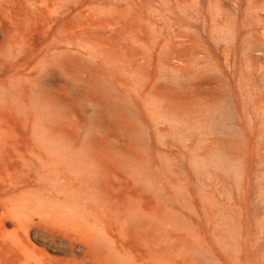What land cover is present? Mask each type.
Returning a JSON list of instances; mask_svg holds the SVG:
<instances>
[{
	"label": "rangeland",
	"instance_id": "1",
	"mask_svg": "<svg viewBox=\"0 0 264 264\" xmlns=\"http://www.w3.org/2000/svg\"><path fill=\"white\" fill-rule=\"evenodd\" d=\"M0 264H264V0H0Z\"/></svg>",
	"mask_w": 264,
	"mask_h": 264
},
{
	"label": "bare ground",
	"instance_id": "2",
	"mask_svg": "<svg viewBox=\"0 0 264 264\" xmlns=\"http://www.w3.org/2000/svg\"><path fill=\"white\" fill-rule=\"evenodd\" d=\"M229 53V52H228ZM60 140V139H59ZM70 146V145H69ZM84 176L81 173H75L70 175H65L64 180L62 182V188H59L63 197L67 198V203H64L66 206H74L72 207L74 210L80 209V206L83 205L82 198V190L77 189V186H81L84 182ZM76 196V197H73ZM76 198V200L72 203L69 199ZM25 220H22L19 227L22 229L25 235H29L32 228H43L52 234H58L57 229L53 226V221L46 216V214L42 211L41 208L35 209L28 214H25ZM38 219V220H36ZM60 232V230H59Z\"/></svg>",
	"mask_w": 264,
	"mask_h": 264
}]
</instances>
